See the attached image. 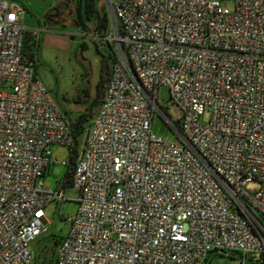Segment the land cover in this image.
<instances>
[{
	"label": "built area",
	"instance_id": "obj_1",
	"mask_svg": "<svg viewBox=\"0 0 264 264\" xmlns=\"http://www.w3.org/2000/svg\"><path fill=\"white\" fill-rule=\"evenodd\" d=\"M222 1H110L117 58L83 130L56 264H264V0ZM23 17L0 0V264L35 263L45 208L66 199L44 178L51 147L73 140L23 56ZM156 114L175 138L152 132Z\"/></svg>",
	"mask_w": 264,
	"mask_h": 264
},
{
	"label": "rangeland",
	"instance_id": "obj_2",
	"mask_svg": "<svg viewBox=\"0 0 264 264\" xmlns=\"http://www.w3.org/2000/svg\"><path fill=\"white\" fill-rule=\"evenodd\" d=\"M16 1L24 9V27L32 30L33 38L36 40V44L31 45V51L35 56L37 79L49 92L65 117L74 116L79 111L84 110L83 99H92L95 95L101 58L97 49L107 55L112 51L108 44L111 42L106 37H97L88 31L85 32L81 28L75 27L74 19L67 25L45 23L43 16L52 0ZM101 4H105L110 10V2L99 0L98 5ZM222 4L228 8L233 7L232 0H223ZM103 80H105V76ZM85 89L86 95L83 96ZM168 98L167 86H160L157 91L159 105L165 107L166 104H169ZM77 99L82 100L81 103H77ZM92 109L97 114L100 105H95ZM209 117V112H205L200 119L207 121ZM151 130L155 135L162 136L165 141L176 136L159 114L154 117ZM51 149V163L44 178L48 187L54 189L61 185V180L65 179L66 172L70 170V167L64 163L69 155V147L55 144L52 145ZM244 188L254 192L259 188V183L253 181L247 183ZM64 194L66 198L64 201L50 203L45 208L48 220L47 230L33 244L36 264H55L57 249L55 238L64 236L70 227V220L67 217L71 216L77 209V201L75 200L77 190L68 184L64 188ZM59 209L61 214H59ZM254 213L262 218L256 210ZM210 264H240V260L232 256H215Z\"/></svg>",
	"mask_w": 264,
	"mask_h": 264
},
{
	"label": "trees",
	"instance_id": "obj_3",
	"mask_svg": "<svg viewBox=\"0 0 264 264\" xmlns=\"http://www.w3.org/2000/svg\"><path fill=\"white\" fill-rule=\"evenodd\" d=\"M99 0H82L81 2V13L74 19V26L77 28H81L85 32L88 31L89 33L97 36V37H105L110 29V15L109 11L105 4L98 5ZM101 41V40H100ZM108 43V42H107ZM36 44V40L33 38V33L30 29H25L23 32V46H22V53L24 58L31 62L35 68V56L34 53L31 51V45ZM112 51L110 53L103 54L100 52L99 49L97 51L101 54L100 58V69H99V79L96 84L95 95L92 99L88 100H80L77 99V103L84 104V110L79 111L74 116H69L66 118L69 123L71 136H72V143L68 146L69 147V155H68V162L66 163L70 170L66 172L65 179L61 180V187L65 188L68 184L72 185V176H73V168L76 160V156L78 154V146L82 139V134L86 123L95 115L93 111V106L100 105L102 101L103 91H104V82L108 79L111 68L113 63L116 61V53L112 44L108 43ZM105 76V80H103ZM86 95V94H85ZM66 114V112H65ZM80 141V142H79ZM55 238V244L58 246L61 239ZM37 240V239H36ZM36 242V241H35ZM35 250V249H34ZM56 256H57V249H56ZM56 256H55V264H56ZM212 254L206 260V264L212 258ZM36 264V257L35 263Z\"/></svg>",
	"mask_w": 264,
	"mask_h": 264
},
{
	"label": "flooded vegetation",
	"instance_id": "obj_4",
	"mask_svg": "<svg viewBox=\"0 0 264 264\" xmlns=\"http://www.w3.org/2000/svg\"><path fill=\"white\" fill-rule=\"evenodd\" d=\"M82 0H52L43 16V20L48 24L67 25L76 19L81 13ZM86 92H83V96Z\"/></svg>",
	"mask_w": 264,
	"mask_h": 264
},
{
	"label": "water",
	"instance_id": "obj_5",
	"mask_svg": "<svg viewBox=\"0 0 264 264\" xmlns=\"http://www.w3.org/2000/svg\"><path fill=\"white\" fill-rule=\"evenodd\" d=\"M108 2H110V0H107ZM107 84V80L104 82V88L106 87Z\"/></svg>",
	"mask_w": 264,
	"mask_h": 264
},
{
	"label": "crops",
	"instance_id": "obj_6",
	"mask_svg": "<svg viewBox=\"0 0 264 264\" xmlns=\"http://www.w3.org/2000/svg\"><path fill=\"white\" fill-rule=\"evenodd\" d=\"M25 28H26V27H25ZM26 29H28V28H26ZM31 31H32V30H31ZM33 32H34V31H33ZM35 77H36V75H35ZM36 78H37V77H36ZM48 168H49V167H48ZM48 168H47V169H48ZM47 169H46V171H47ZM45 173H46V172H45Z\"/></svg>",
	"mask_w": 264,
	"mask_h": 264
},
{
	"label": "clouds",
	"instance_id": "obj_7",
	"mask_svg": "<svg viewBox=\"0 0 264 264\" xmlns=\"http://www.w3.org/2000/svg\"><path fill=\"white\" fill-rule=\"evenodd\" d=\"M111 1V0H110ZM108 11H109V9H108ZM110 15V14H109ZM65 116V115H64Z\"/></svg>",
	"mask_w": 264,
	"mask_h": 264
}]
</instances>
